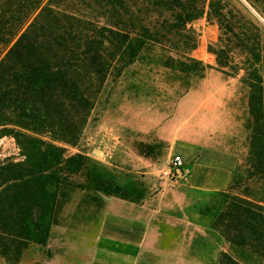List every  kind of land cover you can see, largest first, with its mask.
Returning a JSON list of instances; mask_svg holds the SVG:
<instances>
[{
	"label": "rangeland",
	"instance_id": "1",
	"mask_svg": "<svg viewBox=\"0 0 264 264\" xmlns=\"http://www.w3.org/2000/svg\"><path fill=\"white\" fill-rule=\"evenodd\" d=\"M193 1L203 6V16L186 26L169 29L173 14L159 5L152 6L150 0H128L134 18L150 24V29L156 26L159 38L164 40L147 44L131 65L123 66L122 57L110 61L107 78L95 97L78 142L74 146L54 142L66 156L85 155L112 174L131 176L134 188L131 197L122 200L83 191L78 184L84 180L73 177L60 188L51 238L43 246L30 245L17 264H54L56 257L64 264L73 261L76 264L83 256L72 254L71 247L80 249L86 245L82 234L94 238L101 224L118 222L119 212L131 210V215L137 211L138 220L157 225L162 250H174L180 245L187 250L186 259L198 264H219L223 254L234 256L231 246L216 228L217 215L226 198L233 196L264 206V180L250 173L246 157L232 173L227 188L195 189L189 183L191 161L186 163L181 157L187 177L176 179L171 161L182 149L170 148L156 137L154 130L176 114L181 117L182 110L177 108L181 98L198 95L207 76L217 80L235 79L237 86L248 92V85L255 80L253 71L264 82V0ZM209 3L214 7L211 11ZM89 4L95 5L90 0H69L66 10L100 26H109L99 11L86 8ZM127 29L135 33L134 29ZM188 116L186 112L183 117L188 119ZM252 121L248 113V151ZM44 140L50 141L45 136ZM23 160L15 139L2 137L0 163ZM178 195L186 201L183 210L162 214L171 205L167 201ZM145 203L153 212L140 208ZM170 218L181 225L170 226ZM87 227L93 230H86ZM0 264L8 263L0 257Z\"/></svg>",
	"mask_w": 264,
	"mask_h": 264
},
{
	"label": "trees",
	"instance_id": "2",
	"mask_svg": "<svg viewBox=\"0 0 264 264\" xmlns=\"http://www.w3.org/2000/svg\"><path fill=\"white\" fill-rule=\"evenodd\" d=\"M90 1L95 5L86 8L99 11L109 26L67 11L69 0H0V139L12 136L24 157L0 163V257L8 264L48 241L60 188L73 177L84 180L78 184L83 191L122 200L133 194L131 176L112 174L85 155L66 156L54 144L78 142L110 61L122 57L123 66L131 65L147 44L164 40L156 26L134 18L128 0ZM196 2L150 0L173 14L169 29L203 16ZM252 79L247 163L264 180V82L254 71ZM224 204L216 228L234 256L223 254L219 264H261L264 206L241 196Z\"/></svg>",
	"mask_w": 264,
	"mask_h": 264
},
{
	"label": "crops",
	"instance_id": "3",
	"mask_svg": "<svg viewBox=\"0 0 264 264\" xmlns=\"http://www.w3.org/2000/svg\"><path fill=\"white\" fill-rule=\"evenodd\" d=\"M201 85L198 95L188 94L181 98L177 106L179 111L182 110L181 117L176 114L166 119L154 133L170 148L178 146L182 149L179 156L184 158V162L191 161L189 183L193 188L202 191L225 189L234 170L248 155L249 92L237 86L235 79L217 80L207 76ZM186 112L188 119L183 117ZM167 203L171 205L164 209V215L182 211L186 201L178 195ZM175 203L180 206L175 207ZM146 205L140 208L153 212ZM131 211L119 212L118 222L101 224L97 238L82 234L86 245L80 249L71 247L72 254L83 256L76 264H198L186 259L187 250L180 245L174 250H162L157 225L138 220L137 211L132 215ZM168 222L170 226L181 225L172 218ZM86 230L93 229L87 227ZM52 231L53 228L50 238ZM185 231L186 227L181 232L182 237ZM90 237L88 241L86 238ZM60 259L56 257L54 264H64ZM82 259L83 262L80 261Z\"/></svg>",
	"mask_w": 264,
	"mask_h": 264
},
{
	"label": "built area",
	"instance_id": "4",
	"mask_svg": "<svg viewBox=\"0 0 264 264\" xmlns=\"http://www.w3.org/2000/svg\"><path fill=\"white\" fill-rule=\"evenodd\" d=\"M184 162L180 156H175L171 161V166L174 171V176L176 179H186V170L183 167Z\"/></svg>",
	"mask_w": 264,
	"mask_h": 264
}]
</instances>
